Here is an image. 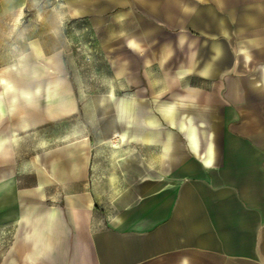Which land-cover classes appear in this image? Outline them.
<instances>
[{"label": "crops", "instance_id": "0c3cea01", "mask_svg": "<svg viewBox=\"0 0 264 264\" xmlns=\"http://www.w3.org/2000/svg\"><path fill=\"white\" fill-rule=\"evenodd\" d=\"M54 1L136 116L68 140L71 167L33 159L44 178L15 196V264H264V0Z\"/></svg>", "mask_w": 264, "mask_h": 264}, {"label": "rangeland", "instance_id": "374dc122", "mask_svg": "<svg viewBox=\"0 0 264 264\" xmlns=\"http://www.w3.org/2000/svg\"><path fill=\"white\" fill-rule=\"evenodd\" d=\"M8 10L0 13V77L16 90L0 94V138L5 137L0 140V264H15V196L44 178L33 159L39 155L46 170L52 163L56 171L71 167L68 140H80L82 133L110 134L107 124L95 121L116 117L111 87L117 96L129 92L123 77L106 73L81 22L65 16L57 2L29 0L16 26L18 9ZM88 146L72 152L79 165L87 160ZM58 194V185L47 188L46 203Z\"/></svg>", "mask_w": 264, "mask_h": 264}, {"label": "bare ground", "instance_id": "6f19581e", "mask_svg": "<svg viewBox=\"0 0 264 264\" xmlns=\"http://www.w3.org/2000/svg\"><path fill=\"white\" fill-rule=\"evenodd\" d=\"M23 10L24 9L22 8V9L18 10V14L16 13L17 15L15 17V26L20 23V19L22 18V15H23ZM15 88L16 87L13 85V83H12V81L10 79L5 78V77H0V94L4 93V91L5 90H8V89L16 90ZM27 92H29V91H27ZM108 96H109V98L114 103L116 117L119 120L126 121L128 124H130L132 122V120L136 116V114H135V108H134V99H133V97H130L128 95H123V96L120 95V96H117L115 94V92H114V88L113 87L110 88V91H109ZM14 100H15V95L13 94L12 101H14ZM3 104H4V102L2 100V95H1L0 96V108H1V106H3ZM4 113H5V111H4ZM125 133H126V131L124 129L123 132L121 133V139H122V141L124 140ZM186 134L188 135V138L191 140L193 147L196 148V146H197V143L196 142L197 141H196L195 128H194L193 125H190L188 127V129L186 130ZM112 146L115 147V148H117V143H112ZM210 149L211 148H209V152H211ZM122 160H124V159H122ZM0 186L4 188V183H1Z\"/></svg>", "mask_w": 264, "mask_h": 264}, {"label": "snow or ice", "instance_id": "6c2138e0", "mask_svg": "<svg viewBox=\"0 0 264 264\" xmlns=\"http://www.w3.org/2000/svg\"><path fill=\"white\" fill-rule=\"evenodd\" d=\"M210 151H211V149H210ZM206 164H207V166H211V164H212V159H211V157L207 160Z\"/></svg>", "mask_w": 264, "mask_h": 264}, {"label": "clouds", "instance_id": "9594fccd", "mask_svg": "<svg viewBox=\"0 0 264 264\" xmlns=\"http://www.w3.org/2000/svg\"><path fill=\"white\" fill-rule=\"evenodd\" d=\"M184 264H187V261L186 260L184 261Z\"/></svg>", "mask_w": 264, "mask_h": 264}]
</instances>
